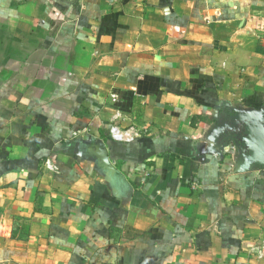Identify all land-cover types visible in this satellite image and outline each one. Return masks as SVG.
I'll return each mask as SVG.
<instances>
[{
    "label": "crops",
    "instance_id": "0c3cea01",
    "mask_svg": "<svg viewBox=\"0 0 264 264\" xmlns=\"http://www.w3.org/2000/svg\"><path fill=\"white\" fill-rule=\"evenodd\" d=\"M237 110L264 0H0V264H264V169L208 139Z\"/></svg>",
    "mask_w": 264,
    "mask_h": 264
},
{
    "label": "water",
    "instance_id": "95a60500",
    "mask_svg": "<svg viewBox=\"0 0 264 264\" xmlns=\"http://www.w3.org/2000/svg\"><path fill=\"white\" fill-rule=\"evenodd\" d=\"M223 115L224 120L218 121L208 136L211 142L220 141L218 150L214 151L222 155L232 146L237 149V166L242 172L264 169V110H237ZM90 150L91 158L99 163L102 170L116 173L102 141H97Z\"/></svg>",
    "mask_w": 264,
    "mask_h": 264
},
{
    "label": "built area",
    "instance_id": "2783aa9c",
    "mask_svg": "<svg viewBox=\"0 0 264 264\" xmlns=\"http://www.w3.org/2000/svg\"><path fill=\"white\" fill-rule=\"evenodd\" d=\"M115 98L116 97L113 96V99ZM109 134L113 140L124 143H130L136 137V134L133 129L123 130L117 125H113L110 127Z\"/></svg>",
    "mask_w": 264,
    "mask_h": 264
}]
</instances>
